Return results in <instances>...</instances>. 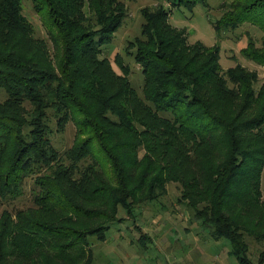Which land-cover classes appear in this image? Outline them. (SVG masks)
I'll return each instance as SVG.
<instances>
[{"label":"trees","instance_id":"1","mask_svg":"<svg viewBox=\"0 0 264 264\" xmlns=\"http://www.w3.org/2000/svg\"><path fill=\"white\" fill-rule=\"evenodd\" d=\"M87 1L34 0L58 32L53 56L21 0H0V197L18 199L34 185V206L0 216V264H93L90 238L106 240L114 224L165 196L170 182L181 189L177 201L213 237L231 242L239 264H264V251L254 262L248 242L264 241L258 72L240 64L223 70L219 47L190 43L159 2L141 10L143 35L129 44L144 73L142 97L121 56L119 74L101 49L128 7L121 0ZM201 2L209 5L174 0L191 10ZM221 7L213 22L218 33L246 24L264 33V0ZM244 53L264 65V38L258 45L251 36ZM71 114L84 119L77 120L75 144L61 152L51 133ZM94 141L113 175L100 164Z\"/></svg>","mask_w":264,"mask_h":264},{"label":"rangeland","instance_id":"2","mask_svg":"<svg viewBox=\"0 0 264 264\" xmlns=\"http://www.w3.org/2000/svg\"><path fill=\"white\" fill-rule=\"evenodd\" d=\"M129 9V15L115 33L113 41L101 47L104 56L108 57L117 73H124L117 62L121 56L123 64L129 66L130 80L133 87L144 97V73L141 66L130 54V41L142 37L144 17L141 10L144 7H154L159 2L169 9V21L175 27L186 31L190 43L203 42L208 46H218L220 63L223 70L240 64L250 70L257 71L260 83L264 81V65L250 60L244 53V48L253 36L261 45L264 33L252 24H246L237 29H227L218 33L213 22L220 18L224 11L223 1L208 0L209 5L201 2L193 10L174 4V0H121ZM89 4V0L87 1ZM24 16L32 24L35 35L48 41L51 54L56 55L55 39L59 38L56 28L45 12H38L34 0H21ZM127 49H130L127 51ZM56 59V56H55ZM258 84V86H259ZM78 118L74 116L60 130L54 127L51 137L54 146L61 152L72 147L79 137ZM96 155L102 167L113 175L110 160L98 142L93 143ZM32 183H28L25 194L14 200L0 197V216L4 211L15 213L19 209L34 206ZM264 198V172L262 178ZM181 189L178 183H168V193L158 201L141 209V214L120 224H114L106 240L90 238L93 264H239L237 258L230 253L232 244L227 239L212 236L209 229L202 226L184 204L179 203ZM120 216H126L121 208ZM147 234L148 236H146ZM146 242L142 245L140 238ZM148 237V238H146ZM249 256L258 262L264 251V241L258 242L249 237Z\"/></svg>","mask_w":264,"mask_h":264}]
</instances>
